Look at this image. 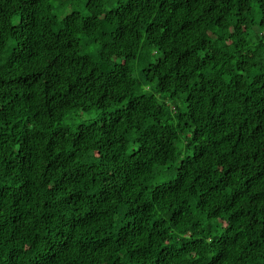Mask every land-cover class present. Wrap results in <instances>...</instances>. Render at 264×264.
<instances>
[{
    "label": "clouds",
    "instance_id": "1",
    "mask_svg": "<svg viewBox=\"0 0 264 264\" xmlns=\"http://www.w3.org/2000/svg\"><path fill=\"white\" fill-rule=\"evenodd\" d=\"M0 264H264V0H0Z\"/></svg>",
    "mask_w": 264,
    "mask_h": 264
}]
</instances>
